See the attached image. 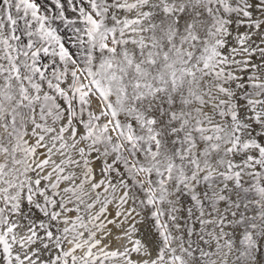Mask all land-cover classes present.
Listing matches in <instances>:
<instances>
[{"label": "snow or ice", "instance_id": "snow-or-ice-1", "mask_svg": "<svg viewBox=\"0 0 264 264\" xmlns=\"http://www.w3.org/2000/svg\"><path fill=\"white\" fill-rule=\"evenodd\" d=\"M0 264H264V0H0Z\"/></svg>", "mask_w": 264, "mask_h": 264}]
</instances>
